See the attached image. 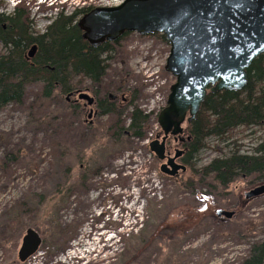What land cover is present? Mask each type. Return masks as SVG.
<instances>
[{
	"label": "rangeland",
	"instance_id": "obj_1",
	"mask_svg": "<svg viewBox=\"0 0 264 264\" xmlns=\"http://www.w3.org/2000/svg\"><path fill=\"white\" fill-rule=\"evenodd\" d=\"M84 1L70 0L67 13L84 7ZM122 1L104 0V6ZM25 2L20 9L28 14L34 33L42 35L57 10L41 7L36 12L30 10L34 1L30 6H23ZM1 3L6 14L14 13L7 0ZM169 51L170 46L153 35L130 33L107 62L108 73L98 91L117 102L126 127L133 101L152 118L147 138L131 141L121 154L102 138L110 133V118L100 114L91 90L85 94L94 98L93 107L78 96L56 93L45 100L38 88H31L22 105L0 110V163L11 160L4 170L0 165V264H241L250 245L264 240V194L250 195L263 184L259 178H238L222 188L210 179L203 183L196 172L234 150L254 155L264 141V128H238L225 140L210 138L194 170L185 167L176 178L160 172L161 163L148 145L161 132L158 114L175 83L165 70ZM69 114L79 129L75 133L83 132L77 142L71 130L56 129ZM89 130L95 132L94 139ZM176 145L169 140L172 154ZM87 167L92 171L83 187L75 180ZM59 194L67 196L57 214L63 232L37 230L34 223L43 222L37 214L45 210L38 209L41 197L52 201ZM218 210L233 215L218 218ZM31 228L42 244L21 263L18 253ZM127 233L138 238L131 245L121 241Z\"/></svg>",
	"mask_w": 264,
	"mask_h": 264
},
{
	"label": "trees",
	"instance_id": "obj_2",
	"mask_svg": "<svg viewBox=\"0 0 264 264\" xmlns=\"http://www.w3.org/2000/svg\"><path fill=\"white\" fill-rule=\"evenodd\" d=\"M75 15L69 21L55 20L42 35L34 33L32 22L23 9L16 10L11 17L0 15V45L4 49L0 52V110L11 105H22L31 88H38L41 98L45 100L53 99L56 93L73 97L91 90L97 98L96 106L100 114L110 118L107 128L110 133L102 138L117 146L115 151L121 154L122 148L131 141H144L148 136L147 127L152 123L151 116L140 110L133 101L130 104L132 111L128 113L130 124L126 127L122 120L123 112L117 110V102H111L98 91L108 73L107 62L112 59L115 48L130 33H125L113 43L92 48L83 39ZM4 26L6 29H3ZM153 37L169 45L163 35L155 34ZM247 74L248 83L242 91L214 92L212 88L208 89L198 115L185 129L190 138L182 149L184 154L181 161L185 167L194 170V161L206 148L210 138L225 140L238 128H264V54L253 62ZM73 119V114L64 116V122L56 129L71 130L72 139L77 142L83 132L75 133L79 129L74 126ZM94 133L89 130L88 136L94 139ZM56 147L58 150L59 145ZM103 152H108V149L105 148ZM7 159L1 160L2 170L11 162ZM12 159L14 161L16 157ZM91 171L92 168L87 167L75 180L76 184L81 182L80 186L84 187ZM196 172L203 183L210 179L222 188H227L238 178L251 176L258 177V181L264 184V141L254 155H243L234 150ZM66 199V194L65 197L59 194L52 201L48 198L44 202L41 197L38 209L45 206V210L37 216L43 222L37 221L34 227L37 230L44 227L63 232L57 214ZM15 223V220L11 221L12 225ZM135 239L138 238L127 233L121 241L131 245ZM241 264H264V240L250 245Z\"/></svg>",
	"mask_w": 264,
	"mask_h": 264
},
{
	"label": "water",
	"instance_id": "obj_3",
	"mask_svg": "<svg viewBox=\"0 0 264 264\" xmlns=\"http://www.w3.org/2000/svg\"><path fill=\"white\" fill-rule=\"evenodd\" d=\"M78 27L92 48L113 43L125 33L165 37L170 46L165 70L175 83L158 125L167 132L172 130L173 135H182L183 125L196 118L209 88L214 92L242 91L248 83V69L264 54V0H125L117 7L91 10ZM78 100L94 104V98L85 93L79 94ZM164 144L156 141L149 146L158 161L165 159ZM182 155L177 151L162 168L167 176L176 178L185 170L176 162ZM263 194L264 185L250 193ZM232 215L217 211L219 218ZM41 244L40 234L28 229L20 261L37 253Z\"/></svg>",
	"mask_w": 264,
	"mask_h": 264
},
{
	"label": "flooded vegetation",
	"instance_id": "obj_4",
	"mask_svg": "<svg viewBox=\"0 0 264 264\" xmlns=\"http://www.w3.org/2000/svg\"><path fill=\"white\" fill-rule=\"evenodd\" d=\"M55 2H56V5H54V7L50 9V11L57 10V13H56L54 19L52 20V22H54L55 20H60V19H64L66 21H69L74 16V14H76L75 15V22H79L84 15H86L88 12H90V11L86 12L88 9L92 10L93 8L101 7V6H103L105 4L104 0H85L84 2H85L86 5L84 7H80L74 14H71V13L68 14L67 13V10L70 8V0H55ZM3 5L4 4L1 3V0H0V15H4L5 17H11L13 14L12 15L6 14L4 12V10L2 9L3 8ZM5 10H7V8ZM78 11H79V13L77 14ZM3 29H6V26H4ZM93 106H94V104L92 106H88V107H93ZM170 139H173L177 143L176 148H175V151H174L173 154L170 151L169 146H168V142H169ZM182 139H187L186 135H184V132H183L182 135H173L172 134V130H169L167 132V130H162L161 129V132L156 136L155 140L153 141V142H156L157 141L158 144H160V145H162L165 142V144H164V146H165V159L163 161H160V163H161L160 171L164 175H166V174L164 173V171H162V168L167 167L168 160L170 158L175 157V154H176L177 151L182 150V149H179L178 148V147H180L181 145H183L186 142V141H183ZM182 152H184V151H182ZM182 156H181V158H182ZM181 158H179L178 160H176V162L179 163V164H181ZM165 170H166V168H165ZM262 185H264V184H262ZM262 185H260V186H262ZM31 229H33V228H31ZM22 244H23V240H22ZM32 256L33 255H30L24 262H21L20 259H19V253H18V260L21 263H25Z\"/></svg>",
	"mask_w": 264,
	"mask_h": 264
},
{
	"label": "built area",
	"instance_id": "obj_5",
	"mask_svg": "<svg viewBox=\"0 0 264 264\" xmlns=\"http://www.w3.org/2000/svg\"><path fill=\"white\" fill-rule=\"evenodd\" d=\"M119 5V4H118Z\"/></svg>",
	"mask_w": 264,
	"mask_h": 264
}]
</instances>
